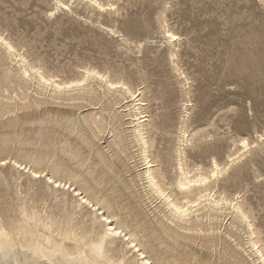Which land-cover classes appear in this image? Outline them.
<instances>
[{
    "label": "rangeland",
    "instance_id": "obj_1",
    "mask_svg": "<svg viewBox=\"0 0 264 264\" xmlns=\"http://www.w3.org/2000/svg\"><path fill=\"white\" fill-rule=\"evenodd\" d=\"M97 1L104 9L83 0H0V36L27 62L15 61L0 43V210L14 216L23 205L38 206L59 216L64 203L70 210L79 199L75 187L55 188L46 178L64 166L108 199L115 220L161 263L259 264L249 240L255 232L264 253V0ZM166 29L179 40L170 44ZM23 67L33 74L23 76ZM86 70L141 90L150 159L168 192L183 199L176 187L182 147L192 175H210L214 161L225 167L206 187L239 205L247 220L230 205L211 212L217 219L204 217L203 209L196 214L201 219L194 215L183 224L200 223L199 233L168 220L163 201L141 179L145 167L141 148L129 138L128 95L108 92L95 78L65 93L37 80L42 73L70 83ZM92 120L112 130L99 132ZM182 127L190 138L195 134L184 146ZM26 157L41 161L45 176L18 172L14 161ZM100 211L85 204L75 218L91 226L93 217L107 213ZM122 234L115 236L116 253L141 259Z\"/></svg>",
    "mask_w": 264,
    "mask_h": 264
},
{
    "label": "bare ground",
    "instance_id": "obj_2",
    "mask_svg": "<svg viewBox=\"0 0 264 264\" xmlns=\"http://www.w3.org/2000/svg\"><path fill=\"white\" fill-rule=\"evenodd\" d=\"M83 1L104 9V6L97 0ZM166 34L171 42L170 44L179 40L177 35L167 31V29ZM172 37H175V39ZM6 40L4 37L2 38L0 36V43L6 46L10 56H12L15 61L22 62L20 64L24 65L25 61L19 59L21 56L19 55L18 57L15 55V50L17 49L14 50ZM17 58L18 60H16ZM21 70L22 69H19V71ZM30 73L26 67L22 71L23 76H30L33 74ZM34 77H36V75ZM91 78L100 80L105 85L108 92L121 90L125 95H128L126 99H129V111H134V113H131L130 115L133 119L131 123L134 124V126L133 132L129 138L141 148L142 162L145 167H143L144 170L141 173V179L145 182V185L151 190V192H153L154 198L163 201L164 209L162 210V213L167 214L166 217L168 220L174 223L178 222L176 225L180 229L199 233L200 231H203L201 225H199L200 223L194 226H186L183 224L189 223L192 216L198 214L203 209L207 210L204 217H215L211 212H218L222 205H230L233 207L236 214L241 216L243 220H247V215L239 205L233 204V202H230L227 199L216 198L215 195H213V192L209 191L208 187H206L207 182L211 178L223 174L225 167H221L217 161H214L210 175L201 174L200 171L192 175V171L188 169L187 163L184 161L185 151L182 147H180L178 151V157H180L178 158V169L181 175L176 183V187L183 195V199L179 200L172 193L168 192V189L160 180V173L156 169V164L154 165V161L150 159V145L145 133L146 121H143L146 119V116L143 117V113L141 112V109L145 107L143 100L140 98L142 95L141 90L132 92L128 85L126 86V84L122 82H112L99 72L90 70H86L81 80H76L70 83H60L56 81L54 77H47L42 73L38 74L37 80L39 84L44 86V88H52L54 91H57V93H65L66 90H74V88H78L79 90V88H84V84ZM24 79H26V77ZM10 81L12 80L10 79ZM91 123L99 130V132H110L112 130L110 124L104 126L97 120H92ZM180 134V143L183 144L181 146L191 142L192 138L195 136V134H193L190 138L184 127L181 128ZM123 141L122 137H118L116 145L121 147ZM240 144L244 150L249 147V143L246 139H242ZM0 161L4 162L5 159ZM1 162L0 164H2ZM230 162H235V159H231ZM13 164L18 172L20 170H25L28 173H31L33 178H39L42 175L45 176V171L47 172V170H43L45 168L40 167L41 161L34 157H26L19 161H14ZM47 176L46 178L48 182L55 188L71 189L72 187H75L73 190L75 193L74 195L79 197V199H76L75 202L71 204L72 208L70 210L65 209L66 204L64 203L62 205L63 213L59 214V216H56L53 213H48L38 206L28 207L23 205L14 216H10V209L6 208L0 210V216H3V218L0 219V264H163L161 263L160 258L148 256V252L145 248L140 249L143 248V245L137 239V234L129 231V228H127L122 222L115 220L117 216L110 210L112 205L109 200L102 196H97L95 190L87 184L76 181L75 178L77 176L75 173L67 170L64 166H59L56 167L49 177ZM205 203H208V206H203ZM85 204L94 208L96 212L103 210L107 211V213H103L100 218L97 216L93 217L91 226L81 225V222L77 221L75 218V210ZM201 206H203V208L200 209ZM196 217L200 218L198 215H196ZM100 220L105 221L107 225L96 227V223L98 221L100 222ZM211 229L215 230L213 227ZM117 232L120 234L126 233V248L134 247L135 250L137 249L141 259L130 262L128 259V251L122 252L121 254L116 253L113 246L115 244V236ZM251 235L252 237L249 240V245L256 250L259 256V264H264V253L259 247L260 242L254 237L255 232H252ZM173 262H177V259L173 258ZM186 263H190L188 259L186 260Z\"/></svg>",
    "mask_w": 264,
    "mask_h": 264
},
{
    "label": "snow or ice",
    "instance_id": "obj_3",
    "mask_svg": "<svg viewBox=\"0 0 264 264\" xmlns=\"http://www.w3.org/2000/svg\"><path fill=\"white\" fill-rule=\"evenodd\" d=\"M169 35H171V34H169ZM172 38H173V39H175V37H172ZM116 235H117V236H119V235H120V233H119V232H117V233H116Z\"/></svg>",
    "mask_w": 264,
    "mask_h": 264
}]
</instances>
